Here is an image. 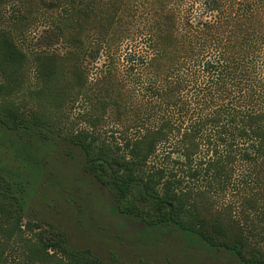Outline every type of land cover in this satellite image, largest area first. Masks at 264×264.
<instances>
[{
	"label": "trees",
	"instance_id": "trees-1",
	"mask_svg": "<svg viewBox=\"0 0 264 264\" xmlns=\"http://www.w3.org/2000/svg\"><path fill=\"white\" fill-rule=\"evenodd\" d=\"M34 1L22 0V25L35 11ZM41 1L54 8L66 0ZM121 1L107 0L97 25L89 6L73 3L58 26L68 45L64 55L23 52L0 28V91L24 85L23 71L33 63L39 67L37 110L23 113L13 102L0 106V138L8 131L25 132L28 146L50 137L44 133L51 129L50 118L88 87L85 33L95 28L107 57L90 89L111 111L112 119H107L140 131L134 138L124 135V143L116 145L87 131L61 139L85 154L88 173L113 187L119 212L143 221L152 210L158 214L157 228L173 225L190 243L225 249L245 264H264V251L248 241L264 224V0H141L137 11H123V19L137 13L144 21L145 52L119 61V42L133 32L121 20V36L110 38L111 15ZM146 120L155 123L146 126ZM173 139L188 162L186 174L163 167L145 174L159 147ZM12 140L15 149L3 141L0 147L10 148L25 164L32 161L31 150L18 138ZM97 147L98 155H91ZM239 163L251 169L249 188L239 193L237 209L236 203L219 205L216 199L228 190ZM1 174H6L7 185L0 198V246L6 238H18L33 264H108L71 249L65 232L31 223L22 229L21 213L12 201L20 176L13 178L6 168ZM25 233H34L35 239H25ZM3 257L0 252V262Z\"/></svg>",
	"mask_w": 264,
	"mask_h": 264
},
{
	"label": "rangeland",
	"instance_id": "rangeland-1",
	"mask_svg": "<svg viewBox=\"0 0 264 264\" xmlns=\"http://www.w3.org/2000/svg\"><path fill=\"white\" fill-rule=\"evenodd\" d=\"M140 1L122 0L111 15L113 30L110 38L117 40L118 35L121 36L119 32L123 28H119L120 31L118 29L121 20L125 25L129 22L133 30L129 40L123 38L119 42L120 52L117 56L119 61L128 54L145 52L144 21L137 16V13L136 18L132 16L123 19V11L127 13H132L133 9L137 11ZM22 3V0H3L0 3V28L8 32L12 42L23 52L64 55L68 45L59 35L58 26L61 16L65 15L66 10L71 8L73 3L77 6L84 4L90 7L88 9L92 24L97 25L96 23L101 19V11L106 8L107 0H66L54 8L47 7L41 0H35L36 9L23 25L21 22L26 13ZM19 25L23 26V31L18 29ZM85 39L88 54H85L83 63L88 77L86 84L88 87L79 93L80 96L77 92L76 95L73 92L71 97L75 95L74 99H69L65 108L58 115L50 118L53 119L50 124L53 131L44 129V133L50 132V137L47 140L39 139L28 146L25 132L15 134L8 131L9 136L7 134L0 138V141L11 145L13 149L15 147L12 139L18 138L20 143L23 142V145L27 146L26 151L31 150L29 153L32 155V161L25 164L19 160L17 154L9 153L10 148L0 147V171L6 168L13 178L20 176L12 201L21 213L22 227L26 223H31L65 232L71 249L80 250L81 254L90 261L98 258L108 264H245L237 255L225 249L216 250L197 240L194 243L188 242L182 232L173 225L155 227L158 214L152 210H149V215L144 217L143 221L119 212L113 187L109 184H101L93 174L88 173L85 154L62 140L64 139L62 137H71L72 134L77 135L80 131H87L100 133L103 141L116 145L124 143V135L134 138L140 131L135 127L130 130L124 129L114 120L107 119H112L111 111H106L97 102L94 92L90 89L107 55L95 28L85 33ZM114 55L116 54L113 52ZM23 74L26 78L24 85L11 88L12 92L0 91V106L5 105L6 102H13L14 106L20 107L23 113L30 114L38 107L36 103L38 98L35 95L39 85L38 65L31 64ZM3 82L4 75L0 71V84ZM154 123V120L145 121L146 126H153ZM131 125L133 127L134 123ZM177 142V139H173L170 144L161 145L143 172L146 174L163 167L177 169L178 175L186 174L188 162L180 157ZM98 152L97 147L91 151V155L97 156ZM179 157L181 161H178ZM193 161H198V156ZM99 165L96 164L95 167ZM96 169L99 173L102 172L100 168ZM108 172H110L109 168ZM5 175H0L2 199L1 195L7 185ZM251 176L249 165L239 163L228 190L216 199L219 205L236 203L239 193L249 188L247 181H250ZM29 187L33 191L29 190ZM144 204V202L141 204L142 209L147 208ZM235 206L237 209L239 205L236 203ZM258 227L255 237L248 236V241L264 251V224ZM24 237L35 239L34 233H25ZM1 245L0 252L4 257L0 264H33L27 259L25 247L18 238L12 240L6 238Z\"/></svg>",
	"mask_w": 264,
	"mask_h": 264
}]
</instances>
